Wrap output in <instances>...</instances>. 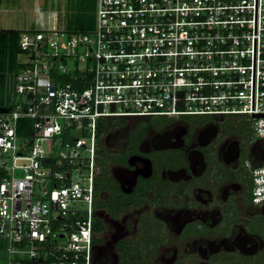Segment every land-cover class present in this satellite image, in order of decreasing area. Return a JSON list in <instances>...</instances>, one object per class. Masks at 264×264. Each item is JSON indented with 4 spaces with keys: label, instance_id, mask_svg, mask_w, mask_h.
I'll return each mask as SVG.
<instances>
[{
    "label": "built area",
    "instance_id": "2783aa9c",
    "mask_svg": "<svg viewBox=\"0 0 264 264\" xmlns=\"http://www.w3.org/2000/svg\"><path fill=\"white\" fill-rule=\"evenodd\" d=\"M20 31L25 61L0 104L6 264H94L97 125L109 118L245 123L242 166L264 207V0H94L90 30Z\"/></svg>",
    "mask_w": 264,
    "mask_h": 264
},
{
    "label": "flooded vegetation",
    "instance_id": "af4514ba",
    "mask_svg": "<svg viewBox=\"0 0 264 264\" xmlns=\"http://www.w3.org/2000/svg\"><path fill=\"white\" fill-rule=\"evenodd\" d=\"M137 120L106 145L123 160H111L106 170L121 195L118 209H95L104 232L102 217L121 219L128 230L135 227L149 236H154L159 226L166 227L193 247L203 258L200 264H210L219 255L251 257L261 252L264 214L260 209L264 207L251 203L250 177L242 166L248 142H230L227 135L237 134L229 129L226 119L196 124L190 119L166 118L158 128L136 125ZM142 127L145 130L132 147V133ZM97 198L104 203L112 200L109 193L104 197L98 192ZM150 204L154 214L148 209ZM122 243L126 253L136 252L132 260L170 264L165 259L152 263L148 255L130 246L128 239L118 244Z\"/></svg>",
    "mask_w": 264,
    "mask_h": 264
},
{
    "label": "rangeland",
    "instance_id": "374dc122",
    "mask_svg": "<svg viewBox=\"0 0 264 264\" xmlns=\"http://www.w3.org/2000/svg\"><path fill=\"white\" fill-rule=\"evenodd\" d=\"M72 0H48L47 5L41 7H35L34 0H20V4H17L16 10L1 12L0 13V27L16 28L19 30H32V29H43L50 30L63 25L66 18L68 17L71 10H73ZM21 6V7H19ZM63 12V17H62ZM56 13L58 16L53 17ZM19 61H25V54L20 53L18 57ZM15 99H19L17 96ZM211 116L201 115V116H185L184 119L195 120L197 122L207 123L212 119ZM152 124H163L166 120L164 117H152ZM106 120V119H105ZM118 120V119H117ZM137 118L127 119L126 123L123 124L121 121H115L114 124H120L117 126L111 134H106L101 138V143L103 146L107 144L110 145L113 140L118 138L120 134L125 130L126 127H131ZM229 118L227 119L229 123ZM227 123V122H226ZM230 124V123H229ZM232 134V133H231ZM108 135L107 140L106 137ZM227 135V134H226ZM230 142L232 141H244L245 137H240V134L236 136L234 134L227 135ZM252 139L253 136H252ZM257 151V146L254 147L253 152ZM60 152H65V147L63 145H57L54 149V155H59ZM86 153L82 150V155ZM147 205V204H146ZM150 213H153L154 207L152 204L148 205ZM96 213V210H94ZM131 216H135L132 211H128ZM260 213L264 214V209H260ZM154 214V213H153ZM104 223L106 224V232L103 235V244L93 246V261L94 264H120L124 261V258H120L118 255V243L121 240L129 241V245L132 247H137L138 250L143 254V256L148 255L152 263L154 261H160L165 259L170 264H200L203 263L201 257L197 253H194L193 247L182 241L176 236L172 229H167L159 226L155 230L154 236L143 235L138 232V228L132 227V230L125 227L124 222L121 219H107L102 217ZM250 220H253L250 216ZM158 226V225H157ZM261 239H264V226L261 227ZM260 235V233H258ZM121 239V240H120ZM24 249L31 248V244L23 243ZM261 245V241H260ZM129 246V247H130ZM7 247V241H0V264H6L7 253L5 248ZM32 247H36L32 244ZM127 248V247H126ZM127 252V249H126ZM126 260L135 259L137 255L135 251L131 253H126ZM18 258H24L25 254L19 253L16 255ZM210 264H264V247L263 250L251 257L243 256H221L219 255L216 259L210 260ZM206 264V263H204Z\"/></svg>",
    "mask_w": 264,
    "mask_h": 264
},
{
    "label": "trees",
    "instance_id": "16d2710c",
    "mask_svg": "<svg viewBox=\"0 0 264 264\" xmlns=\"http://www.w3.org/2000/svg\"><path fill=\"white\" fill-rule=\"evenodd\" d=\"M72 7L73 10L69 13L68 17L66 18L65 28L69 31H87L93 25V10H94V0H72ZM71 2V0H70ZM20 30L16 28H9V27H0V104L3 102V89L6 81V75L12 73L13 71L17 70L20 66V62L18 57L22 52L18 45V39L20 35ZM226 118V124H228L229 129L236 134H240V137H245L246 142H248L249 148L245 149V155L243 157H251L250 156V147L252 145V134L249 128L245 123H238L233 118H229V123ZM115 121H121L126 123V120L123 118L120 119H106L98 122L97 125V136L99 138V146L97 149V166H98V173L95 178L94 186H95V199L93 202L94 210L97 207L107 206L113 207L115 210L118 209V199L121 197L118 194L119 190L113 187L114 181L111 177L107 176V167L111 160H123V157L120 154H113L111 149L107 146H103L101 143V138L113 131L117 126L120 124L115 125ZM22 123V120L20 121ZM164 122V121H163ZM200 124L202 122H197L192 120V123ZM236 123V124H235ZM145 124L146 126H150L151 128H158L161 124H152L150 118H138L136 125ZM21 125V124H20ZM135 125V126H136ZM139 125V126H140ZM27 127L29 128V123H27ZM20 128H22L20 126ZM19 134L25 135L26 133H22V129H19ZM144 127L140 130L133 131V137L130 138L132 142V147H136L137 142H139V137L144 132ZM137 141V142H136ZM136 142V143H135ZM120 144L115 145V148L119 147ZM264 146V145H263ZM130 149V148H129ZM253 162L256 164L257 161L253 159ZM248 174V173H247ZM249 175V174H248ZM101 192L102 196H106L109 193L112 196V200H108L106 203L103 202L101 198H97V193ZM115 196V197H114ZM115 199H114V198ZM115 200V201H114ZM93 231L94 235L92 236L91 242L92 246L100 245L103 242L102 234L104 233V225L102 221L94 215L93 217ZM118 255L120 258H124V261H121L120 264H144L138 260H126L125 252H126V245L124 243L119 244L118 247Z\"/></svg>",
    "mask_w": 264,
    "mask_h": 264
},
{
    "label": "crops",
    "instance_id": "0c3cea01",
    "mask_svg": "<svg viewBox=\"0 0 264 264\" xmlns=\"http://www.w3.org/2000/svg\"><path fill=\"white\" fill-rule=\"evenodd\" d=\"M47 2L48 0H34L35 7L47 5ZM17 4H20V0H0V13L16 10V8H18Z\"/></svg>",
    "mask_w": 264,
    "mask_h": 264
},
{
    "label": "water",
    "instance_id": "95a60500",
    "mask_svg": "<svg viewBox=\"0 0 264 264\" xmlns=\"http://www.w3.org/2000/svg\"><path fill=\"white\" fill-rule=\"evenodd\" d=\"M6 111H7V108L0 107V112H6ZM94 215H96V213H94Z\"/></svg>",
    "mask_w": 264,
    "mask_h": 264
}]
</instances>
